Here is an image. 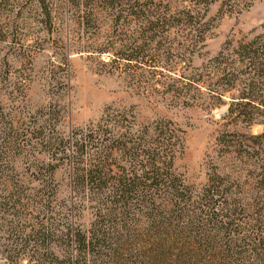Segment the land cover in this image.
I'll use <instances>...</instances> for the list:
<instances>
[{
  "label": "trees",
  "instance_id": "1",
  "mask_svg": "<svg viewBox=\"0 0 264 264\" xmlns=\"http://www.w3.org/2000/svg\"><path fill=\"white\" fill-rule=\"evenodd\" d=\"M46 1L38 0L53 26ZM63 1L80 42L85 35L93 43L77 51L106 55L104 66L155 91L162 85L176 100H193L192 91L204 87L228 104L222 118L230 124H264L263 32L227 42L192 66L215 27L209 10L217 0ZM0 2L15 8L11 0ZM106 21L109 33L103 34ZM24 119L22 111L0 108V219L10 218L0 231V239L7 238L0 244L2 264H264V128L259 134L222 132L218 145L238 172L212 163L206 183L197 187L175 170L185 130L172 119L139 124L132 110L107 106L97 123L57 136L47 131L49 118ZM33 139L59 162L34 166L32 187L15 161ZM65 160L70 195L59 199L56 174ZM252 180L256 223L243 227L240 215L249 201L242 196ZM88 202L93 220L84 228L80 216ZM142 218L148 226L138 233ZM142 238L145 247L159 245L160 251L132 254Z\"/></svg>",
  "mask_w": 264,
  "mask_h": 264
},
{
  "label": "rangeland",
  "instance_id": "2",
  "mask_svg": "<svg viewBox=\"0 0 264 264\" xmlns=\"http://www.w3.org/2000/svg\"><path fill=\"white\" fill-rule=\"evenodd\" d=\"M11 2L15 5L12 12L8 10L12 5H7L5 9L4 3L0 2V32H4L0 33L2 111H22L26 122L36 117L43 120L49 118L51 121L46 124L47 131L54 136L67 135L90 123H97L107 106L129 112L132 110L139 124L169 118L185 130V149L175 162V170L188 184L203 186L212 163H217L221 171L238 172V166L233 163L235 159L223 155L217 137L224 131L259 134L264 124H230L222 118L228 104L220 103L204 87L192 91L196 95L193 100H176L171 94L164 93L162 85L156 84L158 91H155L146 81L130 80L120 70L104 66L102 61H109L106 55L99 57L77 51L76 48H83L86 44L92 47V42L86 40L85 35V41L80 42L82 33L74 22H70L63 0L45 2L52 9L53 26L47 22L48 16L38 0ZM244 3L250 6L245 8ZM209 16L215 27L208 32L205 43L193 56L194 67L214 57L227 42L233 43L244 36L264 33V0H240L233 5L228 0H217L210 6ZM107 22L102 27L103 34L109 33ZM103 40L100 37L99 41ZM225 100L229 102L230 98ZM35 140L34 145H29L27 151L18 155L15 161L18 170L23 173V180L32 187L37 186L32 176L34 166L59 162L52 161L49 155L40 150L43 147L37 145ZM250 160L255 164L256 158ZM66 161L59 166L56 174L59 199H68L70 195V166ZM244 190L242 197L249 203L243 207L245 212L240 218L242 226L249 227L248 224L252 226L256 223L257 217L250 197L251 191L255 193L254 180L245 185ZM92 210L91 202H88L80 216L84 228H88L93 220ZM258 217L260 219L259 214ZM9 219H0V231L7 228L5 224ZM148 222L142 218L136 231L145 232ZM2 236L0 244L7 241L6 235ZM141 237L139 235L136 239ZM160 248L159 245L145 247L142 238L131 247V252L140 254L146 251L156 255ZM156 260L162 264V261ZM136 262L142 264L140 259H136Z\"/></svg>",
  "mask_w": 264,
  "mask_h": 264
}]
</instances>
